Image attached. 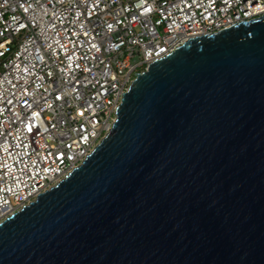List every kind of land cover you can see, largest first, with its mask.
I'll use <instances>...</instances> for the list:
<instances>
[{"label":"water","instance_id":"obj_1","mask_svg":"<svg viewBox=\"0 0 264 264\" xmlns=\"http://www.w3.org/2000/svg\"><path fill=\"white\" fill-rule=\"evenodd\" d=\"M122 96L82 165L0 224V264H264V15Z\"/></svg>","mask_w":264,"mask_h":264},{"label":"built area","instance_id":"obj_2","mask_svg":"<svg viewBox=\"0 0 264 264\" xmlns=\"http://www.w3.org/2000/svg\"><path fill=\"white\" fill-rule=\"evenodd\" d=\"M264 0H0V224L80 167L135 75Z\"/></svg>","mask_w":264,"mask_h":264}]
</instances>
